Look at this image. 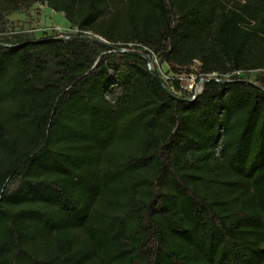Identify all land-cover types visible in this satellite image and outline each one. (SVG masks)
Returning a JSON list of instances; mask_svg holds the SVG:
<instances>
[{"label": "trees", "instance_id": "trees-1", "mask_svg": "<svg viewBox=\"0 0 264 264\" xmlns=\"http://www.w3.org/2000/svg\"><path fill=\"white\" fill-rule=\"evenodd\" d=\"M40 1L78 30L0 40V264H264V0Z\"/></svg>", "mask_w": 264, "mask_h": 264}, {"label": "rangeland", "instance_id": "rangeland-1", "mask_svg": "<svg viewBox=\"0 0 264 264\" xmlns=\"http://www.w3.org/2000/svg\"><path fill=\"white\" fill-rule=\"evenodd\" d=\"M123 0H112V5H121ZM77 27L72 25L63 15L48 7L43 1H37L27 10H16L7 14V22L3 28H0V40L14 39L15 36L22 37H41L56 35L57 33L72 34L77 32ZM89 33V32H86ZM158 71L167 78V82L176 86L175 74L178 75L177 94H184L180 85H186L192 79L197 78L199 66L197 63L189 64L185 67L175 70L167 63L155 61ZM178 71V72H177ZM255 71L250 77H254ZM241 76H246L242 73Z\"/></svg>", "mask_w": 264, "mask_h": 264}, {"label": "built area", "instance_id": "built-area-1", "mask_svg": "<svg viewBox=\"0 0 264 264\" xmlns=\"http://www.w3.org/2000/svg\"><path fill=\"white\" fill-rule=\"evenodd\" d=\"M132 43H129V45H131ZM152 57H153V60H152V65L155 69H157V65L155 63V61H160V59L154 54L152 53ZM152 59V58H151ZM165 63V62H164ZM193 63H197L198 66L200 67L201 65V58L199 55H197L194 60H193ZM158 71V69H157ZM161 76L163 77L164 81L166 84H168L167 82V78H165L161 71H158ZM243 72L241 70H238V71H233L231 73H225L223 76L225 78H229L232 74H237V75H240L242 74ZM176 78H179L177 74H175ZM211 79H217V80H221V77H219L218 73L215 72V71H212V72H209V73H200L198 72L197 73V78L196 79H192L190 80L189 83H187L186 85H180L181 86V90L183 91L184 94L182 95H186V96H190L191 98L195 97L196 95H198L202 90H203V87H204V83L208 80H211ZM171 90L177 94L176 90L173 88V86H171ZM180 95V94H178Z\"/></svg>", "mask_w": 264, "mask_h": 264}, {"label": "water", "instance_id": "water-1", "mask_svg": "<svg viewBox=\"0 0 264 264\" xmlns=\"http://www.w3.org/2000/svg\"><path fill=\"white\" fill-rule=\"evenodd\" d=\"M89 39H92L104 46H106L107 48L109 49H115V50H127L126 48H121V47H116L114 46V44H112L111 42H108L105 38L99 36V35H96V34H86V35H83ZM64 37L63 36H54V38H62ZM1 44H5V45H8V43H3V42H0ZM138 52L140 55H142L143 57H145L146 61H147V65H148V68L149 70L152 72V74L154 76L157 77V79L159 80V82L164 86V88L173 96H175L176 99L178 100H181V101H190L192 98H189V97H186V96H181V95H178L176 93H174L168 86L167 84L165 83L163 77L161 76V74L157 71V69H155L152 65V59L151 57L147 56L146 54L143 53V51H136Z\"/></svg>", "mask_w": 264, "mask_h": 264}]
</instances>
